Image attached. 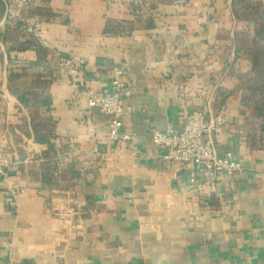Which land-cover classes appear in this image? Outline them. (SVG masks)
I'll return each instance as SVG.
<instances>
[{
	"label": "crops",
	"instance_id": "0c3cea01",
	"mask_svg": "<svg viewBox=\"0 0 264 264\" xmlns=\"http://www.w3.org/2000/svg\"><path fill=\"white\" fill-rule=\"evenodd\" d=\"M30 1L9 14L0 0V264H264V0ZM115 68L135 142L88 105ZM207 101L225 121L207 140L242 168L214 182L152 140Z\"/></svg>",
	"mask_w": 264,
	"mask_h": 264
},
{
	"label": "built area",
	"instance_id": "2783aa9c",
	"mask_svg": "<svg viewBox=\"0 0 264 264\" xmlns=\"http://www.w3.org/2000/svg\"><path fill=\"white\" fill-rule=\"evenodd\" d=\"M8 13L25 11L30 0H2ZM25 33L41 45H45V35L41 21L29 18L24 22ZM79 69L77 63L69 57L60 61V72L74 74ZM116 79L110 89L98 94L93 90L87 92L88 105L107 116L110 120L109 137L112 141H132L134 136H129L124 127V119L130 111L125 101L131 97V89L123 79L121 68L114 69ZM210 110L209 101L205 102L202 109L188 116L181 132L163 133L153 131L152 140L158 147L167 151L168 159L179 167L191 166L199 169L211 182L223 176H232L241 171V165L227 154H220L215 143L207 140L217 127L224 124L223 117H218L215 123L207 121ZM10 167V159L3 146H0V183Z\"/></svg>",
	"mask_w": 264,
	"mask_h": 264
},
{
	"label": "trees",
	"instance_id": "16d2710c",
	"mask_svg": "<svg viewBox=\"0 0 264 264\" xmlns=\"http://www.w3.org/2000/svg\"><path fill=\"white\" fill-rule=\"evenodd\" d=\"M245 9H246V6H245ZM257 36H258V38L260 40L264 39V24L260 25L259 29L257 30ZM258 53H260L259 54L260 57H263L264 58V49H260ZM262 62H261V60L260 61H257L256 68H257V70L259 72L258 73L259 74L258 77L260 76L261 77V81L264 83V63H262ZM254 91L256 93H259L261 95L264 90L263 89H259L257 87H254Z\"/></svg>",
	"mask_w": 264,
	"mask_h": 264
},
{
	"label": "rangeland",
	"instance_id": "374dc122",
	"mask_svg": "<svg viewBox=\"0 0 264 264\" xmlns=\"http://www.w3.org/2000/svg\"><path fill=\"white\" fill-rule=\"evenodd\" d=\"M262 61V60H261ZM262 63H264V61L262 62ZM256 83H254V86L255 87H257V88H259V89H263L264 90V83L261 81V77L259 76V77H257V79H256ZM256 101L258 102V105L260 106L261 105V107H262V111H257L258 112V114L260 115H262L263 116V119H264V91H263V93L256 99Z\"/></svg>",
	"mask_w": 264,
	"mask_h": 264
}]
</instances>
